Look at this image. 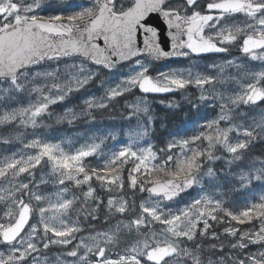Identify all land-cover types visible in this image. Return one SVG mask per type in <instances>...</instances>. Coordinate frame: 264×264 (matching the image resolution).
<instances>
[{"label": "snow or ice", "instance_id": "obj_1", "mask_svg": "<svg viewBox=\"0 0 264 264\" xmlns=\"http://www.w3.org/2000/svg\"><path fill=\"white\" fill-rule=\"evenodd\" d=\"M5 3L13 12H0V264L224 261L205 257L204 241L234 239L240 229L225 220L227 201L208 194L223 172L205 170L203 161L228 150L220 140L230 139L224 113L232 85L248 76L247 64L264 69V0H242L238 10L224 0H81L75 11L46 15L44 7H73L72 0ZM251 40L259 46L248 47ZM193 41L205 46L196 50ZM214 54L227 55L217 62ZM177 60L188 63L154 70ZM256 75L264 84V71ZM80 93L82 103L54 110ZM149 96L162 97L163 116ZM112 105L122 120L127 114L120 137L109 132L66 146L46 139L44 128L76 127L85 117L93 125L96 112ZM170 118L194 130L153 143L157 123L168 128ZM247 187L260 192L251 207L264 206V183ZM225 222L222 233L213 231ZM246 228L250 242L241 235L239 247L257 250L228 259L264 264V240L253 238L264 219ZM159 248L167 253L152 259Z\"/></svg>", "mask_w": 264, "mask_h": 264}, {"label": "rangeland", "instance_id": "obj_2", "mask_svg": "<svg viewBox=\"0 0 264 264\" xmlns=\"http://www.w3.org/2000/svg\"><path fill=\"white\" fill-rule=\"evenodd\" d=\"M129 2L133 3L134 0H129ZM80 3L81 0H72V4L74 6L66 8H61L55 5L46 6L40 10V14H66L68 12L77 10L75 5H79ZM4 7H6L8 10L5 14L13 12V8L11 7L10 3H5V0H0V9ZM53 7L54 9H52ZM219 62H221V60ZM187 63V61L179 60L175 65L171 66V68H178L179 66ZM204 63L205 61H200L201 66H203ZM245 63L247 64V61H245ZM253 64L256 66L247 64L249 74L247 77L243 78L242 81H237L239 87L232 85L234 91L232 95L229 96L228 105L225 109L224 114L230 117L229 122L225 125V134L227 137H230V139H221L220 143L225 144L228 150H217L211 158L206 156L203 161L205 170L212 169L214 172H223L222 182L218 183L214 179L211 181L208 194L212 197H215L217 200L227 201V205L230 202L232 203L233 195L236 192L245 190V188H248L247 186L251 185L252 183H255V185L264 183V171H257V169L264 168V160L256 158L252 159L250 162V158H248L249 153H247V146L249 148V144H252L253 141L264 142V103H260V106H254L255 108L252 109L247 110L245 108L253 94L257 92V90L264 88V84L259 83L258 76L256 75L258 72L264 71V69L259 68V62H253ZM165 68L169 67H160L156 65L154 70L163 71ZM153 75H155V73H153ZM0 95H4V93L0 92ZM84 95V93L74 95L66 100L63 105L58 106L57 108L54 107V110L56 112H63L64 106L71 107L78 105L82 103L81 99ZM129 99H132V97ZM153 102V100H149V103L152 104V106L154 104ZM27 103V98H25L23 104L26 106ZM157 105L163 108L161 105H159V103H157ZM114 106H116V108H114ZM204 114L208 115V112L205 111ZM119 115H121L120 107L117 105H112L108 109L96 112V121L93 125H89L87 122V117H85V119L80 121L76 127L65 126L60 128L54 126V128L51 130L44 128L43 132L46 133V139H48L49 142L60 143L61 139H63L65 146L70 141L76 142L77 138L87 139L90 136H95L96 139L99 140L100 136H105L109 132L116 135L117 137H120L122 135L121 127L124 126L125 132H127L128 125L127 114H124L123 120L121 117L118 118ZM208 118L211 119L212 116L210 115ZM134 123L135 122L133 121V125ZM123 138L127 140L126 135ZM83 139H80L79 143H83ZM152 142L154 143V141ZM109 143H111V141H109ZM18 147V145H14L12 150H18ZM116 147L118 148L120 145H116ZM232 166L234 168L238 167L243 169H239L241 171H235V169L238 170V168L233 169ZM205 179L208 178L206 177ZM237 188L240 190L238 191ZM144 195L146 196V194ZM244 213L245 212L241 211L240 215H244ZM0 215H2V213H0ZM219 215L220 214L218 213V218ZM217 223L219 224V219H217ZM237 225L238 224L235 225L232 221L231 228L234 230ZM81 226L84 227L83 225ZM227 227H229V225L227 222H225L223 225L215 227L213 231L222 233V229ZM239 229L240 230L238 233H236L234 239L227 235H221L219 239L214 241L205 240L204 248L207 249L205 252V257L209 255H212L213 257L224 256V261L216 259L214 260V264H236L235 260L228 259L229 255H231V257H243L246 254L256 251L258 247L256 245L250 246L246 251L241 250L239 247L241 235L245 237L243 243L248 244L250 242L248 236L251 234V230L245 228V226L243 229L240 227ZM253 238L264 240V232L259 233L258 236H254ZM233 244H236L237 246L232 247ZM210 245H223L224 250L222 252L213 253L209 247Z\"/></svg>", "mask_w": 264, "mask_h": 264}, {"label": "trees", "instance_id": "obj_3", "mask_svg": "<svg viewBox=\"0 0 264 264\" xmlns=\"http://www.w3.org/2000/svg\"><path fill=\"white\" fill-rule=\"evenodd\" d=\"M54 9V7L52 8ZM151 100V99H149ZM116 108V106H114ZM154 109L157 110V112H160V115H164V109L161 108L160 106H154ZM121 115L118 116L120 118ZM157 132H156V137L159 139L157 141L153 140L154 143H159L163 139H167L169 135H184L186 131H188L187 134H190L194 130V126L188 125L187 127L184 124H181L179 120L176 119H169L168 121V128L161 129L159 123L156 125ZM176 131V132H173ZM159 146V145H158ZM247 153L248 158H250V162L252 159H261L264 160V142L262 143H252L249 144V148L247 146ZM233 169L238 168V167H233ZM239 169L243 168H238V170L235 169V171H241ZM251 185H255V183H252ZM260 195V192L254 188V187H248L245 188L243 191L236 192L233 195L232 198V203H228L227 208L224 210L225 214V220L231 219L233 223L237 226H239L241 229L246 228V222L253 220L256 217H261L262 219L264 218V206L257 207V208H252L251 205L253 204L254 201H256L257 197ZM245 206H248L247 211H243ZM228 209H231L234 212L239 213V215L233 216L231 213L228 212ZM241 211L245 212L244 215H240ZM243 227V228H242Z\"/></svg>", "mask_w": 264, "mask_h": 264}, {"label": "water", "instance_id": "obj_4", "mask_svg": "<svg viewBox=\"0 0 264 264\" xmlns=\"http://www.w3.org/2000/svg\"><path fill=\"white\" fill-rule=\"evenodd\" d=\"M136 2H137V0L135 1V3ZM241 3H242V1H240V0H224V7L231 8L233 10H238L241 7ZM0 12L6 13L7 12V8L6 7L1 8ZM137 12H138L137 9L133 10V14H136ZM193 45L195 46L196 50H199L201 47L205 46V45H201V44H199V43H197L195 41H193ZM258 46H259V42L258 41H255V40L248 41V47L257 48ZM214 55H216V54H214ZM168 62H175V61H162L160 63H168ZM143 87H145L146 89L155 90L154 86L150 82H147V81H145L143 83ZM260 98H261V95L260 94H256L254 96V100L253 101L256 102V101L260 100ZM166 253H167V249L159 248V249L154 250L152 253H150V256L154 260H159Z\"/></svg>", "mask_w": 264, "mask_h": 264}, {"label": "flooded vegetation", "instance_id": "obj_5", "mask_svg": "<svg viewBox=\"0 0 264 264\" xmlns=\"http://www.w3.org/2000/svg\"><path fill=\"white\" fill-rule=\"evenodd\" d=\"M226 55L227 54H219V55L212 56L211 58L212 59H215V60H217L219 62L221 60V57L226 56ZM173 65H175V64H173V63H170V64H161L160 63L157 66H160V67H171ZM256 93H261V95L264 96V93L261 90H257V92H255L254 94H256ZM254 106H260V103H253L252 100L250 99L249 102L246 104V107L245 108L248 110V109L255 108ZM82 225L84 227H88V225H87L86 222L83 223ZM85 235H87V232H85Z\"/></svg>", "mask_w": 264, "mask_h": 264}]
</instances>
